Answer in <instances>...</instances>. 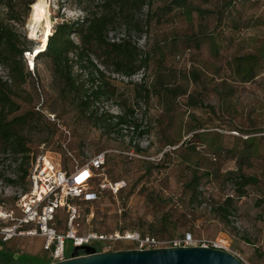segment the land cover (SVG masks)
<instances>
[{
	"label": "rangeland",
	"instance_id": "rangeland-1",
	"mask_svg": "<svg viewBox=\"0 0 264 264\" xmlns=\"http://www.w3.org/2000/svg\"><path fill=\"white\" fill-rule=\"evenodd\" d=\"M32 7L20 5L24 13L14 27L34 51L41 42L27 27ZM148 9L149 24L141 36L123 27L108 35L128 34L149 52L143 79L150 99L135 97L140 73L111 74L115 98L89 103L87 110H133L130 117L146 132L136 134L128 126L102 131L52 74L48 59L40 55L32 61L25 51L23 71L33 68L23 83L10 86L18 105L13 114L34 112L23 129L29 147L24 165L44 153L69 169L103 153L91 190L102 177L122 185L115 193L104 190L96 198L70 200L78 234L136 232L168 242L191 233L196 239L224 241L244 264H264V0H152L137 17L145 19ZM45 12L51 31L57 22L83 14L77 0H45ZM245 55L256 57L258 74L249 81L236 74L235 59ZM6 78L0 65V79ZM237 174L252 180L241 186L234 182ZM7 177L17 182L7 183ZM26 188V176L17 180L11 156L0 155L1 212L18 217L14 201ZM227 196L232 199L225 201ZM67 216L64 207L56 210V230L66 228ZM11 224L0 218V227ZM41 243L40 236H12L1 245L0 264H7L2 250L13 262L20 253L47 257ZM133 246L124 240L112 243L114 250Z\"/></svg>",
	"mask_w": 264,
	"mask_h": 264
},
{
	"label": "trees",
	"instance_id": "trees-1",
	"mask_svg": "<svg viewBox=\"0 0 264 264\" xmlns=\"http://www.w3.org/2000/svg\"><path fill=\"white\" fill-rule=\"evenodd\" d=\"M38 1L0 0V65L7 72V78L0 79V155L11 156L17 180L21 182L29 167L24 165L29 147L23 129L34 112L29 110L13 114L18 110V105L11 98L13 91L10 86L24 82L25 74H28L30 69L23 71L25 59L23 53L25 51L32 53L33 50L25 45L27 41L25 36H21L14 25L21 21L24 13L20 5L27 7L29 3L34 4ZM77 2L83 12L82 16L57 22L47 36L43 49L38 52L34 50L36 53H32L33 58L43 55L48 59L52 74L75 98L78 108L92 120V123L99 125L102 131L110 133L128 126L136 134L143 135L146 131L141 128L142 125L130 117L133 110L127 112L122 109L118 113L87 110L89 103L115 98V87L110 82L111 74L129 78L140 73V81L135 83L137 86L135 97L145 103L150 99L151 88L143 79V74L149 67V52L141 49L128 34L116 38H111L108 34L118 27H123L125 32L138 31L141 36L149 24L147 20L149 9L145 13V19L138 18L137 15H141L143 8L149 7L152 0H77ZM235 61L236 74L241 81H249L257 76L254 55L240 56ZM105 71L108 73L105 74ZM234 177V182L241 186L252 180L251 176L242 174ZM5 181L9 184L17 182L16 179L8 177ZM242 195L243 192L239 191L238 196ZM231 199V196H227L225 201ZM227 216L226 212L221 214L225 220ZM6 241L0 240V250ZM2 254H6L4 260L7 264L49 262L48 257L38 258L22 253L18 254L13 262L6 251L2 250L3 257Z\"/></svg>",
	"mask_w": 264,
	"mask_h": 264
},
{
	"label": "built area",
	"instance_id": "built-area-1",
	"mask_svg": "<svg viewBox=\"0 0 264 264\" xmlns=\"http://www.w3.org/2000/svg\"><path fill=\"white\" fill-rule=\"evenodd\" d=\"M31 57L33 58V55ZM103 159V153L99 152L83 164H74L69 169H64L44 153L35 155L26 174L27 188L17 194L14 201L19 212L18 217H12L11 211H4L0 215V218H8L12 221L10 226L0 227V240L6 241L17 234L29 237L40 236L41 249L46 252L49 262L70 257L75 247L79 255L84 254L83 246L92 248L94 252L114 250L112 243L115 240L129 241L133 243V249L140 250L201 245L228 251L226 243L222 240L196 239L191 233H186L181 239L168 242L136 232L116 231L105 235L86 231L78 234L72 226L76 209L70 200L77 197L86 200L96 198L104 190L115 193L122 185L121 181H109L102 177L97 188L91 190L90 181L101 169ZM62 207L68 214L67 226L63 231H58L53 222L56 210Z\"/></svg>",
	"mask_w": 264,
	"mask_h": 264
},
{
	"label": "water",
	"instance_id": "water-1",
	"mask_svg": "<svg viewBox=\"0 0 264 264\" xmlns=\"http://www.w3.org/2000/svg\"><path fill=\"white\" fill-rule=\"evenodd\" d=\"M82 248L84 254L75 247L70 257L45 264H244L229 251L201 245L98 252Z\"/></svg>",
	"mask_w": 264,
	"mask_h": 264
},
{
	"label": "bare ground",
	"instance_id": "bare-ground-1",
	"mask_svg": "<svg viewBox=\"0 0 264 264\" xmlns=\"http://www.w3.org/2000/svg\"><path fill=\"white\" fill-rule=\"evenodd\" d=\"M45 13V0H39L38 2L33 4L27 23L30 36L35 37L39 40V42H41V48L36 49V52L43 49L47 36L51 31V26L49 20L46 18ZM29 55L30 59L33 61L34 58L31 57L32 54L29 53ZM2 214L3 213L0 211V215Z\"/></svg>",
	"mask_w": 264,
	"mask_h": 264
}]
</instances>
